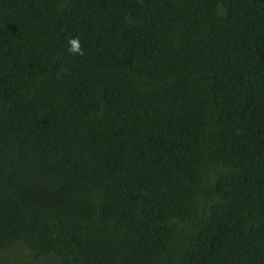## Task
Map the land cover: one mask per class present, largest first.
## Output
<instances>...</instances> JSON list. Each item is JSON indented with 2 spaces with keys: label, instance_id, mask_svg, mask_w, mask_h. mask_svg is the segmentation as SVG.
<instances>
[{
  "label": "trees",
  "instance_id": "trees-1",
  "mask_svg": "<svg viewBox=\"0 0 264 264\" xmlns=\"http://www.w3.org/2000/svg\"><path fill=\"white\" fill-rule=\"evenodd\" d=\"M0 264H264V0H0Z\"/></svg>",
  "mask_w": 264,
  "mask_h": 264
},
{
  "label": "clouds",
  "instance_id": "clouds-1",
  "mask_svg": "<svg viewBox=\"0 0 264 264\" xmlns=\"http://www.w3.org/2000/svg\"><path fill=\"white\" fill-rule=\"evenodd\" d=\"M68 51L76 55L84 54V50L81 47V42L78 36L68 38Z\"/></svg>",
  "mask_w": 264,
  "mask_h": 264
}]
</instances>
